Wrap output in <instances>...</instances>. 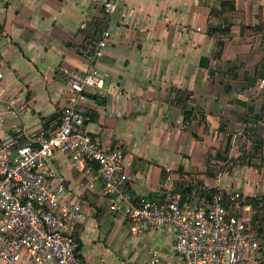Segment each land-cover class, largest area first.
<instances>
[{
  "label": "crops",
  "instance_id": "1",
  "mask_svg": "<svg viewBox=\"0 0 264 264\" xmlns=\"http://www.w3.org/2000/svg\"><path fill=\"white\" fill-rule=\"evenodd\" d=\"M110 1L0 0V147L18 129L23 144L56 131L74 95L67 72L95 68L105 85L84 93V130L102 149L123 152L137 203L186 189L199 200L218 188L241 192L244 203L264 197V142L246 153L237 142L249 117L264 112L256 99L264 32L253 29L264 25V0H122L109 15ZM105 31L111 45L94 64L77 53ZM54 168L52 185L64 184L83 208L75 231L83 264H186L173 250L175 230L135 236L110 211L101 179L80 196L83 171L64 154ZM234 209L250 222L256 214L250 204Z\"/></svg>",
  "mask_w": 264,
  "mask_h": 264
},
{
  "label": "built area",
  "instance_id": "2",
  "mask_svg": "<svg viewBox=\"0 0 264 264\" xmlns=\"http://www.w3.org/2000/svg\"><path fill=\"white\" fill-rule=\"evenodd\" d=\"M121 2L105 3V11L114 15ZM110 39L111 32L105 31L97 43L76 51L94 64L111 45ZM67 77L74 95L59 128L51 134L31 136L25 144V132L18 129L0 147V262L83 264L75 239L77 225L84 218L82 205L71 201L64 184L52 185L57 178L54 159L64 154L84 173L79 195L101 179L110 197V211L125 218L135 236L148 229L175 230L173 250L186 264H264V241L252 230L249 219L234 212L235 205L244 201L241 192L218 188L210 199L203 200L179 192L163 203H137L128 188L132 177L123 167V152L102 149L84 130V93L88 88H103V77L95 68L84 73L69 71ZM3 78L0 66V81ZM90 161L98 165L97 174ZM228 174L221 171L219 178ZM159 263L154 257L153 264Z\"/></svg>",
  "mask_w": 264,
  "mask_h": 264
},
{
  "label": "trees",
  "instance_id": "3",
  "mask_svg": "<svg viewBox=\"0 0 264 264\" xmlns=\"http://www.w3.org/2000/svg\"><path fill=\"white\" fill-rule=\"evenodd\" d=\"M255 32L259 33V32H264V25L261 26H257L255 28H253ZM257 75L259 76V78H263L264 79V64L260 66V70L257 73ZM256 81V80H255ZM190 112H185V117L186 119H189L191 117ZM254 115L253 118L254 120L256 119V121L261 120V116L260 115ZM262 146L264 144H261ZM258 163H264V158L262 157L260 160L257 161ZM183 194H189L193 196L192 190L191 189H186L185 191L182 192ZM214 192H210L206 194V198L210 199L212 194ZM199 196V194L197 195ZM246 204H250L252 209L254 211H256L255 216L253 217V221L250 222V226L252 228L253 231H255L259 237L264 235V197L259 198V199H251L249 198L248 201L246 203H244L242 200L239 201V205L240 206H245Z\"/></svg>",
  "mask_w": 264,
  "mask_h": 264
},
{
  "label": "rangeland",
  "instance_id": "4",
  "mask_svg": "<svg viewBox=\"0 0 264 264\" xmlns=\"http://www.w3.org/2000/svg\"><path fill=\"white\" fill-rule=\"evenodd\" d=\"M260 81L263 80V78L259 79ZM256 92L258 93V96H256V99H260V101L258 104L261 105L264 103V90L260 89V85L256 86ZM255 115H260L261 116V120L256 121V119L254 120L253 116L254 115H249V126L246 128H242L240 130V136L239 138L237 137V142L238 144H241L240 146V152L241 153H246L248 152V147H250L252 150L254 149V143L256 140L261 139V142H264V112L262 111V109H257V112H255ZM248 114V113H247ZM247 117V116H245ZM263 124V125H262ZM249 133V134H248ZM246 137V139H245ZM250 142V146L249 145ZM240 153V154H241ZM256 155V154H255ZM255 158V157H253ZM260 159V158H259ZM245 163H247V160H244ZM243 163V164H245Z\"/></svg>",
  "mask_w": 264,
  "mask_h": 264
}]
</instances>
